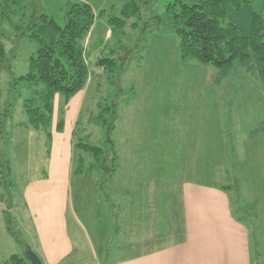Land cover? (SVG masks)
<instances>
[{
    "label": "rangeland",
    "instance_id": "374dc122",
    "mask_svg": "<svg viewBox=\"0 0 264 264\" xmlns=\"http://www.w3.org/2000/svg\"><path fill=\"white\" fill-rule=\"evenodd\" d=\"M66 1L70 0H40L39 5L45 13L64 26ZM85 1L93 6L98 18L95 36L88 48V60L93 74L89 84L92 87L74 127V170L80 165V147H76L75 143L104 145L106 130L96 120L102 107L113 101L117 103L119 112L111 135L118 168L107 179H103L101 171H95L89 176L74 172L70 186V223L76 248L86 250L88 235L97 247L104 245V252L108 249V253L114 256L118 255V242L124 234L125 227L121 225L123 203L129 212L135 191L133 182H125L129 175L133 174L135 178L136 172V153L131 149L129 137L124 136L129 132L127 129L131 123V114L153 115L151 125L160 132L168 130L172 116L206 115L204 118L208 119L214 114L217 117L212 118L213 121L200 123H204L203 127L209 131L226 129L233 141L238 140L241 149L239 160L243 161L247 157V152L242 150L249 130L252 134H258V137L264 135V84L258 77L255 63L217 67L203 64L197 58L184 59L177 33L162 32L148 26L153 22L151 17L162 15L167 4L175 0ZM126 3L130 4L132 10L137 5L138 12L127 18L125 26L112 24L115 30L110 37L105 31L111 27L110 19L124 17ZM252 6L254 11L264 16V0H253ZM11 26L5 24L4 31L0 32V42L4 43L8 55L12 54L13 49L16 52L15 57L9 61L11 68L4 67L0 72V217L5 228L7 216H10L13 230L20 240L13 236L22 244L19 245L21 254H25V246L29 243L27 228L31 223L24 191L34 177L43 171L49 173L46 167L41 171L40 166L48 162L51 146L49 137L43 141L38 136L37 132L43 129H35L28 124L24 99L29 91L24 89L20 95L13 88L14 79L29 72L30 58L36 54L38 44L28 36L15 37ZM112 49L116 50L114 55L111 54ZM120 50H123L122 54L130 50L131 57L126 68L115 78L116 69L114 72L102 71L97 61L101 56H108L116 58L119 63ZM221 114L231 117V120H222ZM61 118L65 122L64 117ZM58 120L59 117L56 123ZM260 155L259 151V161L263 159ZM89 157L86 165L90 161ZM232 157L234 159L235 153H232ZM163 171L164 166L160 161L159 176ZM225 171L227 177L223 181L226 187L235 196V182L241 180L239 189L243 195L244 180L241 176L236 179V168L233 169L229 164ZM151 174L150 169L144 171V175ZM241 201L245 204L244 200ZM132 205L135 207L136 201ZM239 215L242 219L246 218L242 213Z\"/></svg>",
    "mask_w": 264,
    "mask_h": 264
},
{
    "label": "crops",
    "instance_id": "0c3cea01",
    "mask_svg": "<svg viewBox=\"0 0 264 264\" xmlns=\"http://www.w3.org/2000/svg\"><path fill=\"white\" fill-rule=\"evenodd\" d=\"M89 83L68 104L57 94L51 136L45 130L37 132L43 141L50 139L48 162L40 166L49 173L43 171L27 183L24 200L31 223L26 246L42 263L264 264V135L258 137L249 130L242 150L247 157L240 161L238 140L233 141L226 129L209 131L200 123L213 121L214 114L208 119L206 115L172 116L165 132L152 127L153 115L131 114L129 132L124 136L129 137L136 153V172L135 178L129 175L125 182H133L135 191L129 212L123 203L121 225L125 228L118 255L111 256L108 249L104 252V245L97 247L88 235L86 250L76 248L70 223L73 131L92 87ZM58 117L65 119L60 132ZM160 161L164 171L159 176ZM229 164L236 168V179L241 176L244 180L245 219L236 211V193L233 196L223 181ZM146 169L152 170L150 176L144 175ZM240 181L235 184L240 186ZM0 224L2 264L12 254H21L22 244L7 222L4 228L1 217Z\"/></svg>",
    "mask_w": 264,
    "mask_h": 264
},
{
    "label": "trees",
    "instance_id": "16d2710c",
    "mask_svg": "<svg viewBox=\"0 0 264 264\" xmlns=\"http://www.w3.org/2000/svg\"><path fill=\"white\" fill-rule=\"evenodd\" d=\"M252 3L253 0H175L167 4L162 15L151 17L153 22L148 26L162 32L177 33L180 36V51L184 59L197 58L203 64L217 67L255 63V70L264 84V16L254 11ZM39 4L40 0H0V32L4 31L5 24H11L15 37L28 36L38 44L36 54L30 58L29 72L15 78L13 88L20 95L24 89L29 91L24 99L28 124L35 129L45 130L50 137L56 95H63L68 104L73 96L86 88L93 76L88 60V48L98 14L85 0L66 1V24L61 26L45 13ZM129 5H125L124 17L110 19L111 27L105 30L110 32V37L115 30L112 24L125 26L127 18L138 12L137 5L134 10ZM115 51L112 49L111 54L114 55ZM121 51L123 50L119 51V63L114 57L101 56L97 61L98 67L105 72H114L116 69L117 78L131 57L130 50L125 54ZM15 55L14 49L12 54L8 55L4 43L0 42V72L4 67L11 68L9 61ZM9 113L11 115L10 110ZM105 115L109 117L104 118ZM118 117L115 101L102 107L96 121L106 130L104 145L75 143L76 147H80V165L75 173L89 176L95 171H101L103 179L115 173L118 159L111 135ZM63 126L64 120L61 118L57 130L62 131ZM75 133L74 129L73 135ZM88 156L90 161L86 165ZM236 186V211L242 213L247 209V205L241 198L239 184L236 183ZM241 200H244L245 204ZM7 226L16 236L9 215ZM16 238L20 240L18 236ZM28 248L25 246V254L14 253L2 264H31L26 256Z\"/></svg>",
    "mask_w": 264,
    "mask_h": 264
},
{
    "label": "water",
    "instance_id": "95a60500",
    "mask_svg": "<svg viewBox=\"0 0 264 264\" xmlns=\"http://www.w3.org/2000/svg\"><path fill=\"white\" fill-rule=\"evenodd\" d=\"M26 256L30 260L31 264H43L39 256L30 248L26 250Z\"/></svg>",
    "mask_w": 264,
    "mask_h": 264
}]
</instances>
